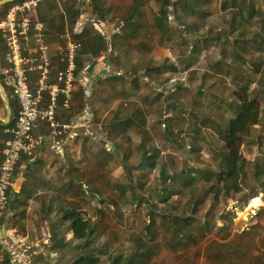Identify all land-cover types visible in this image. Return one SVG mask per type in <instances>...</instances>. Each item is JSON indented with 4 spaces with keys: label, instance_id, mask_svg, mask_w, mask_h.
I'll return each mask as SVG.
<instances>
[{
    "label": "trees",
    "instance_id": "trees-1",
    "mask_svg": "<svg viewBox=\"0 0 264 264\" xmlns=\"http://www.w3.org/2000/svg\"><path fill=\"white\" fill-rule=\"evenodd\" d=\"M25 1L16 0L1 7L0 20L13 6ZM258 1L134 0L130 7L116 6L123 13L118 22L113 21L119 32L112 40L106 58L114 69L124 71L126 75L99 77L91 89L85 87L78 95H73L68 107L64 98H60L56 118L61 123L60 111L64 110L69 115L66 122H71L90 107L91 134L78 136L77 148L90 146L110 153L107 146H114L122 159L125 158V163L133 161L139 169L132 175V167H126L132 175L131 182L137 187L118 181L112 189L120 195L109 200L104 196L105 187L99 188L101 181L96 180L87 187L82 177L73 175L72 200L65 202V208L60 205L56 212L58 220L53 225L59 241L56 250L62 251L75 240L79 241L73 248L78 252L77 257L71 259L73 264H148L153 258L149 241L155 240L157 217L163 220L161 233L169 246L181 245L182 241L185 245H198L213 232L227 237L228 224L232 226L235 219L227 202H237L236 206L243 209L258 196V188L264 192V127L261 128L264 119V10L258 8ZM92 3L97 13L93 12L91 16H98L105 22L108 15L104 14L101 0H92ZM75 11H67V19L64 15H46L47 24L53 18L70 23L84 13L79 9ZM172 14L175 26L170 22ZM93 33V38L81 41L76 57L78 74L109 49V42ZM157 38L169 43L172 52L162 64L155 63L151 56ZM2 54L0 52L1 66ZM63 66L60 57L55 66L51 56L52 82ZM179 72L185 76L183 81L176 79ZM209 79L224 82L223 93L228 92L227 99L216 105L219 119L196 110H211L209 100L215 97L210 89L215 82L205 88ZM106 91L107 97H104ZM215 99L216 103L218 99ZM188 100H191V108L187 106ZM74 102L76 106H73ZM116 104L117 108L113 110ZM171 107L173 114L167 115V108ZM152 113L156 114V119L151 128L164 126L165 140L181 148L182 154H190L195 165L184 161L172 176L166 161L158 160L159 151L153 146L147 147L145 136L150 132L148 120ZM198 122L202 125H197ZM176 124H180L177 130ZM255 127L259 129L254 135ZM185 128L189 132L186 137ZM132 136L138 138L134 146ZM186 139L190 149L185 146ZM205 148L210 161L206 166L201 161ZM254 152V181L251 182L249 156ZM155 172H158V181L150 183L151 187L146 190L147 177ZM91 176L94 178V174ZM106 187L110 185L106 184ZM128 189L132 192L130 198L125 195ZM77 194L81 195L83 203ZM183 194L187 195L186 200L180 199ZM183 202L191 208L190 214L179 212ZM221 205L226 206L220 215H216ZM107 209L117 217L119 223L116 226L130 228L137 225V221L147 222V225L136 227L142 233L133 240V249L125 254L115 249L110 252L106 249L108 246L100 244L109 230L100 228V222L93 218L96 215L106 217ZM126 209L130 210L128 221L123 216ZM172 210L175 213H170ZM66 235L70 238L66 239ZM119 236L118 231L109 233L112 240ZM240 249L244 251L241 240L235 237L216 243L213 257L207 256V259L213 258V264H241L244 255ZM108 252L107 259L101 261V255ZM259 264H262L261 259Z\"/></svg>",
    "mask_w": 264,
    "mask_h": 264
},
{
    "label": "built area",
    "instance_id": "built-area-1",
    "mask_svg": "<svg viewBox=\"0 0 264 264\" xmlns=\"http://www.w3.org/2000/svg\"><path fill=\"white\" fill-rule=\"evenodd\" d=\"M42 1L27 0L17 4L0 20V35L7 48L4 64L0 66V80L19 104L15 124L8 130L0 167V262L8 260L9 264H40L35 254L52 245L49 232L43 239L31 242L25 235L8 229L9 191L22 157H32L46 144L60 163H66V127L59 123L56 113L60 98H64L68 107L78 83L76 57L81 44L73 41L58 47L57 53L64 66L52 82V51L46 42L45 25L34 16ZM32 41L36 44V56L30 55L26 48ZM93 64L101 66L106 75H126L124 71L114 69L108 60L93 61ZM32 74L37 75L35 89L31 87ZM81 117L87 125L83 135H90V110L86 109ZM41 122L48 127L47 134L37 132ZM50 256L55 258L57 253L50 251Z\"/></svg>",
    "mask_w": 264,
    "mask_h": 264
},
{
    "label": "crops",
    "instance_id": "crops-1",
    "mask_svg": "<svg viewBox=\"0 0 264 264\" xmlns=\"http://www.w3.org/2000/svg\"><path fill=\"white\" fill-rule=\"evenodd\" d=\"M133 1L101 0L104 14L108 15L105 22L100 21L98 16H91L93 12L97 13L94 10L92 0H44L40 4L37 14L34 16L39 18L45 25V38L51 48L52 61L55 66L59 63L57 49L60 45L67 43V41L81 44V41H86L89 37L93 38L94 31L95 34L109 42V49L105 55L94 58L78 74V83L75 87L74 95H78L85 87L91 89L93 83L99 77L106 75L103 69L101 70L97 68L99 66L93 64V61L108 60L106 56L111 49L110 45L119 32V27L113 21L118 22L119 15L123 13V10L118 9L116 6L130 7ZM78 9L84 11L83 15L70 23H63L59 18H53L52 22L47 24L49 20L45 17L46 15L57 14L56 17L64 15L67 19L69 11V13H75V10ZM63 29L64 31H62ZM26 48H28L30 55L36 56L37 49L34 41L26 45ZM0 50L5 58L4 54H6L7 48L4 41ZM4 58L2 64H4ZM36 76V74L31 75V87L33 89L36 88ZM5 91L0 85V167L2 151L9 137L8 130L14 126L19 110V104L12 97V92L7 88H5ZM73 106H76L75 102ZM116 108L117 105L114 109ZM87 110L91 112L90 107ZM82 114L73 118L71 122H66L69 117L68 113H65L64 110L60 111V118L64 121H60L61 125L66 127V163H60L49 149V145L46 144L43 149L38 150L32 157H22L9 191L11 201L9 204L11 205L8 213L10 219L8 229L25 235L31 242L43 239L48 232L54 237L50 248L36 253V260L40 264H73L69 261L72 256L68 255L72 245L62 251L56 250L55 245L59 241H57V232L53 231V225L58 220L56 212L60 205L65 208V202L72 200L71 183L73 175L76 176L78 173L76 169L82 167L81 164L73 161L74 157L79 152L81 153L80 148L76 149L77 143L74 149L76 138L84 134L87 126L82 120ZM263 127L264 125L261 126V128ZM47 131H49L47 125L42 122L39 123L37 132L47 134ZM107 150L109 151V146H107ZM83 183L87 185L85 181ZM75 188H77V185H75ZM58 238H60V235H58ZM66 239H69V235H66ZM50 251L57 253V257L51 258ZM76 254L78 255V252ZM0 264H9V261L6 260L0 262Z\"/></svg>",
    "mask_w": 264,
    "mask_h": 264
},
{
    "label": "rangeland",
    "instance_id": "rangeland-1",
    "mask_svg": "<svg viewBox=\"0 0 264 264\" xmlns=\"http://www.w3.org/2000/svg\"><path fill=\"white\" fill-rule=\"evenodd\" d=\"M258 8L264 10V0L258 1ZM170 22L172 25H176L175 22V16L172 14L170 18ZM156 44L154 45V49L151 52V56L155 59V63L162 64L166 61L167 57H170L172 55V52L169 49V43H164L158 38L156 39ZM3 39L0 35V43L2 44ZM1 49V47H0ZM1 52V50H0ZM142 56V55H140ZM143 60V58H142ZM251 69V66H249ZM97 68H100L102 70V67L99 66ZM185 78L184 74L180 73L177 75L176 79H179V81H183ZM214 84L212 88L210 89L211 94L215 98L218 99V101L215 103L216 99L209 100V105L211 107V110H205L204 109H196L197 111L201 112L202 115H206L208 113L211 114V116H215L219 119V111L217 112L216 105L220 102V100H223L224 98L227 99L228 92L225 91L223 93V90L225 88V83L222 82L219 79H209L206 83L205 88L210 86L211 84ZM198 84V82H197ZM175 91V89H173ZM105 94H103L104 97H107ZM190 97V95H188ZM193 98V97H192ZM224 101V100H223ZM118 105V104H116ZM115 105V106H116ZM112 106V105H111ZM110 106V108H111ZM112 109L114 110V107ZM187 106L191 108V100L187 101ZM109 109V106H107ZM104 108H106L104 106ZM149 108V107H148ZM172 107L167 108V115H172ZM194 109H189V111ZM107 111V110H106ZM224 111V110H222ZM225 112V111H224ZM156 119V114L152 113L149 118V129L150 132L145 136L146 145L147 147L153 146L157 151H159L158 160H164L168 164V168L170 171V174L173 176L177 170L180 169L181 165L184 161H187L191 165L193 164V160L190 158V154H182V149L178 146L174 145L173 143H169L165 140V137L163 135L164 132V126H158L156 129H152V121ZM192 124L194 122H191ZM180 124H176L175 130L179 128ZM197 125L201 126V122H198ZM262 125H264V119L262 120ZM258 127H255L253 130V134L255 135L258 131ZM206 131H205V137H206ZM189 134L187 128L184 129V135L185 137ZM134 143L132 142V145H135V142L137 144L138 138L137 136H132ZM99 141V140H98ZM187 149H190V143L188 139H186ZM262 145L264 146V140ZM76 147V144L74 145V149ZM79 149V146L78 148ZM101 149V148H100ZM100 149H92L90 146L84 147V149H81V153L74 157L76 158V162L81 164L82 167L77 168L78 173L76 176L82 177V181L84 180L87 185V187H91L93 182L96 180H99V188L101 190L104 189V196L109 200H114V198H118L120 193H115L113 188V185L117 184L119 181L120 183L125 184H131L132 186L137 187L136 183L131 182L130 177L133 174L138 173L139 169L136 168V164L133 161H128V163H125V158L122 159L121 153H118L115 150L114 146L109 147L110 153L102 152ZM250 157V164H249V180L251 182L254 181L253 176V159L256 158L255 152L249 156ZM252 157V158H251ZM202 165L206 166L210 163L208 154L206 152V148L204 150V153H202L201 157ZM127 165V166H126ZM126 167H132L130 169V173L132 175H129L128 171L126 170ZM103 173V174H102ZM94 174V178L91 176ZM148 183L146 186V190L151 187L150 183H156L158 181V172L152 173L147 177ZM106 184H109L110 187H106ZM177 188L179 189V186L177 185ZM259 194L256 198L251 199L242 209L241 206H236L237 202L234 204L229 201L228 206L230 211L232 210V215L235 216L234 223L231 226V224H228V235L225 237V235L217 234L213 232L211 235H209L204 241H202L201 244L198 245H185L184 241H182L181 245H174L169 246L166 238L161 233V227L163 225V220L161 217H157V224L155 225L154 229H157L158 231L155 233V240L149 241V244L152 246L153 255H151L152 261L148 264H213L214 260L211 258V260L207 259L208 257H213V253L215 252V244L216 243H224L227 241L234 240L236 237L238 240H241V244L243 245L244 251H241L243 253L244 258H242L243 264H259L260 259L262 260V264L264 263V192L262 191V188H258ZM123 195V194H122ZM125 195H127V198H130L132 196L131 189H128L125 191ZM76 196L79 197V201H81V195L77 194ZM186 194H183L180 199L186 200ZM123 200H124V196ZM122 204H125L124 201L121 202ZM226 205H221L219 209L217 210L216 215H220ZM128 207V205H127ZM184 212L186 214H190L191 208L188 207L186 203L183 202L181 204V208L179 209V212ZM89 213L92 215V211L90 209ZM130 213V210L126 209V211L123 213V216L125 217L126 221H128L127 216ZM170 213H175L174 210L170 211ZM106 217L101 215L94 216L95 221H99L101 225L99 227H104L106 230H109L107 232V235L102 238L100 241V244L102 247L108 246L106 249H109L110 252L115 250H121L122 253H126L129 249H133V240L135 237H138L140 230H137V226L140 225L142 227L143 225H147V222H135L137 225H132L130 228L125 227L124 225H118L115 224L119 223L117 217L115 214H110L108 209L106 210ZM246 217V218H245ZM104 218V219H103ZM219 222V221H218ZM132 230L133 233L130 232ZM136 230V232L134 231ZM113 231H118L119 237L115 239L109 238V233ZM155 232V231H154ZM261 235V236H260ZM142 237H145L144 234ZM70 238V235H69ZM145 241H147L146 237L144 238ZM51 241H52V234H51ZM52 243V242H51ZM79 243L78 240H75V242L72 243V248L69 251L68 255L72 256L71 259L76 256V252L73 248L77 246ZM109 255V252L106 254L101 255V261H105ZM247 255V258L245 259ZM184 256V258L181 259V257ZM69 259L70 263H72V260ZM241 263V264H242Z\"/></svg>",
    "mask_w": 264,
    "mask_h": 264
},
{
    "label": "water",
    "instance_id": "water-1",
    "mask_svg": "<svg viewBox=\"0 0 264 264\" xmlns=\"http://www.w3.org/2000/svg\"><path fill=\"white\" fill-rule=\"evenodd\" d=\"M16 0H0V8L5 6V5H8V4H11V3H14ZM1 83V82H0ZM1 87L4 89L5 91V88L4 86L2 85V83L0 84ZM156 88L158 89V86H156ZM6 92V91H5Z\"/></svg>",
    "mask_w": 264,
    "mask_h": 264
},
{
    "label": "bare ground",
    "instance_id": "bare-ground-1",
    "mask_svg": "<svg viewBox=\"0 0 264 264\" xmlns=\"http://www.w3.org/2000/svg\"><path fill=\"white\" fill-rule=\"evenodd\" d=\"M246 218V217H245Z\"/></svg>",
    "mask_w": 264,
    "mask_h": 264
}]
</instances>
